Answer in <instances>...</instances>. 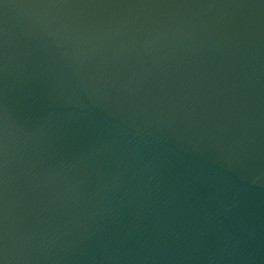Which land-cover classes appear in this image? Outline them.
<instances>
[{
  "label": "water",
  "instance_id": "95a60500",
  "mask_svg": "<svg viewBox=\"0 0 264 264\" xmlns=\"http://www.w3.org/2000/svg\"><path fill=\"white\" fill-rule=\"evenodd\" d=\"M0 264H264V0H0Z\"/></svg>",
  "mask_w": 264,
  "mask_h": 264
}]
</instances>
